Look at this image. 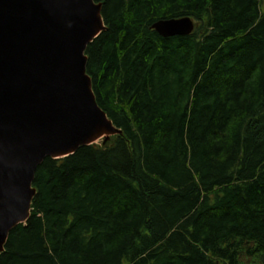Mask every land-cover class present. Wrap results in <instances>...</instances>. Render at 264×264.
Wrapping results in <instances>:
<instances>
[{"label":"trees","instance_id":"1","mask_svg":"<svg viewBox=\"0 0 264 264\" xmlns=\"http://www.w3.org/2000/svg\"><path fill=\"white\" fill-rule=\"evenodd\" d=\"M95 1L87 72L122 133L38 166L0 264H264V0Z\"/></svg>","mask_w":264,"mask_h":264},{"label":"water","instance_id":"2","mask_svg":"<svg viewBox=\"0 0 264 264\" xmlns=\"http://www.w3.org/2000/svg\"><path fill=\"white\" fill-rule=\"evenodd\" d=\"M105 28L95 0H0V255L30 217L39 165L122 133L87 72V46ZM152 28L189 35L195 22L168 18Z\"/></svg>","mask_w":264,"mask_h":264},{"label":"rangeland","instance_id":"3","mask_svg":"<svg viewBox=\"0 0 264 264\" xmlns=\"http://www.w3.org/2000/svg\"><path fill=\"white\" fill-rule=\"evenodd\" d=\"M242 260L245 264H262L257 258L250 257L246 252L242 254Z\"/></svg>","mask_w":264,"mask_h":264}]
</instances>
